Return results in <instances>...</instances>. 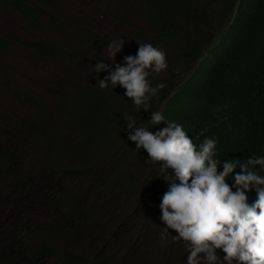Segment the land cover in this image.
<instances>
[{
    "label": "trees",
    "instance_id": "1",
    "mask_svg": "<svg viewBox=\"0 0 264 264\" xmlns=\"http://www.w3.org/2000/svg\"><path fill=\"white\" fill-rule=\"evenodd\" d=\"M3 1L39 30H45L48 24L55 23H48L45 19V7L49 0H38V4L31 3L30 0ZM200 2L201 0H145L143 18L152 35L141 32L134 42V52L125 51L126 56H135L138 42L148 43L153 47L160 44L161 48V45L173 46L171 43L176 41L177 54H189L193 45L184 19H190L192 11L200 8ZM83 41L88 45L84 54L82 43L80 47H62L45 40L25 41V44L34 50V54L52 60L66 59L76 66L84 61L81 59L87 57H95L104 64L110 62L108 57L90 53L91 47H100L104 40L91 33ZM9 46L10 43L0 31V50H9ZM101 78L91 74L89 79L72 90L59 89L53 103L45 102L34 90L22 93L23 101L41 120L35 124L22 120L18 136L29 133L28 136L32 135L31 139L37 138L36 144L44 143L54 148L58 157L55 169L50 167L53 159L47 158L43 171L47 176L59 174L70 180L73 188L64 183L59 194L43 195L42 198L49 204H56L55 218L42 227H25L13 242L0 247L1 264H5V258L8 263H12L11 260H15V257L32 261L46 256L57 259L54 264H87L89 255L70 244L74 243L76 246L78 241L86 238L92 241V234L100 226L101 232L106 233L107 237L104 228L107 215L103 213L109 203L114 208L116 205L119 207L115 208V213L119 214L116 220L118 223L112 230L113 239L122 231V226L126 225L127 222L122 220L125 215L126 219L141 220L145 214L152 226L164 227L157 216L156 207L163 193L161 184L151 181L152 175L148 167L152 163L146 161L147 153L142 148L136 149L134 143L127 139V133L131 130H126L124 122L125 116H131L136 124L146 123L149 111L133 106L130 99L124 97V89L119 85L114 89L111 86L100 89L96 82ZM151 79L150 75L148 81ZM212 94L213 98L201 106L203 123L193 117L189 124L193 142L199 145L205 138H216L219 155L224 162L240 159L243 163L253 158V155H264V32L254 47L231 55L218 68ZM149 107L148 105V110ZM49 112L54 115L57 112L70 119L71 124L64 131L67 134L60 133L58 127L48 119ZM13 127L9 123L6 129L12 130ZM9 138L10 136L6 140L0 139V169L10 172L20 164L18 156L21 149L10 147L7 144ZM62 161L64 163L60 164ZM51 170L56 174L51 173ZM21 175L20 173L15 183L24 190L29 186V181L21 178ZM39 188L42 192L43 187L39 185ZM22 194L11 203L13 209L22 211L28 202H37V197L28 201ZM146 197L151 205H146ZM123 198L127 200H122ZM255 199L256 192L253 189L249 202ZM36 235L42 239H38ZM22 236L28 241L22 242ZM30 237L34 238L29 239ZM20 242L27 249L23 248V255L16 248ZM62 242L66 243L62 245ZM90 244L93 245L92 242ZM106 249L107 244L103 246V251ZM28 250L30 253L27 254Z\"/></svg>",
    "mask_w": 264,
    "mask_h": 264
},
{
    "label": "clouds",
    "instance_id": "2",
    "mask_svg": "<svg viewBox=\"0 0 264 264\" xmlns=\"http://www.w3.org/2000/svg\"><path fill=\"white\" fill-rule=\"evenodd\" d=\"M199 7L184 19L189 54L172 63L162 49L138 42L135 56L124 57L96 86L119 85L133 106L149 111L143 124L124 117L127 139L152 163L151 181L163 192L157 216L161 229L185 245L183 264H264V155L224 162L216 138L197 145L189 134L193 117L203 123L201 106L213 98L218 68L263 34L264 0H201ZM123 43L104 46L112 62ZM92 68L98 73L106 65Z\"/></svg>",
    "mask_w": 264,
    "mask_h": 264
},
{
    "label": "rangeland",
    "instance_id": "3",
    "mask_svg": "<svg viewBox=\"0 0 264 264\" xmlns=\"http://www.w3.org/2000/svg\"><path fill=\"white\" fill-rule=\"evenodd\" d=\"M30 2L39 3L38 0H30ZM144 2L145 0H49L45 7L47 14L45 19L48 23L49 21L55 23L48 24L45 30H39L31 26L10 4L0 0V31L5 40L10 43L9 50H0V139L6 140V137L10 136L7 144L10 147L21 149L18 156L21 161L14 170L9 172L0 169V247L13 242L19 236L20 231L27 226L34 229L50 224L55 218L57 206L49 204L46 199L42 198L43 195L59 194L64 183L70 185L71 189L73 188L70 180L59 174L47 176L48 174L43 171L47 158L53 159V165L50 167L55 169L54 164L58 157H56L54 148L44 143L36 144L37 138L31 139L32 135L28 136L29 133L18 136V131L22 128V120L33 124L41 120L23 101L22 93L34 90L45 102L53 103L59 89L72 90L89 79L91 74L104 79L109 72L114 71L115 66H123V58L126 57L127 50L134 52L136 37L141 32L152 35L143 18ZM91 33L104 42L98 48L91 47L92 52L90 53H98L110 60L105 64L106 69L98 73H95L92 68V65L98 61L95 57L81 59L84 61L76 66L66 59L52 60L34 54V50L25 44V41L45 40L62 47H80L82 43L84 54L88 45L83 39L84 37L89 38ZM113 39H120L124 43L112 62V57L107 55L104 46ZM177 43L176 41L171 43L173 46L161 45V48H159L160 44H156V48L164 49L165 58L175 63L178 60ZM55 114L49 112L48 119L58 127L60 133L67 134L64 131L71 124L70 119L57 112ZM9 123L14 125L12 130L6 129ZM27 144L32 145L26 146ZM63 163L64 161L60 164ZM20 173L21 178L29 181V186L24 190H21L15 183ZM51 173L55 171L51 170ZM39 185L43 187L42 192L39 191ZM21 193L28 201L37 197V202H28L22 211L13 209L11 203ZM151 204L147 198L146 205ZM115 208L119 209L117 205ZM115 208L109 203L103 213L107 215L104 222L107 237L106 233L101 232L102 227L100 226L96 227L92 234V241L86 238L87 240L78 241L76 246L74 243L70 244L71 247H76L77 250L89 255L87 264H104V262L106 264H183L186 254L185 245L178 240H173L172 236L176 233L171 229L167 233L159 226H152L145 214L142 215L141 220L126 219L125 215L122 220L124 219L127 223L113 239L112 230L118 223L116 220L119 214L115 213ZM161 235L163 239L160 238ZM37 238L42 239L41 236ZM20 239L22 242L28 241L23 236ZM91 242L93 245L90 244ZM64 243L66 242L61 244L64 245ZM105 244H107V249L103 251ZM16 248L17 252L23 255L25 247L21 242L16 245ZM217 254L223 255L218 251ZM14 259L11 260L12 263H8L5 258V264H54L57 262V259L51 256L32 261L17 257Z\"/></svg>",
    "mask_w": 264,
    "mask_h": 264
}]
</instances>
